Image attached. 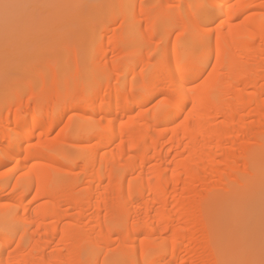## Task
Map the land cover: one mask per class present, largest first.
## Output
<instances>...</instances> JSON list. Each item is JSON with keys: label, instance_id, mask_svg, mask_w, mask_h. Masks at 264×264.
Here are the masks:
<instances>
[{"label": "bare ground", "instance_id": "bare-ground-1", "mask_svg": "<svg viewBox=\"0 0 264 264\" xmlns=\"http://www.w3.org/2000/svg\"><path fill=\"white\" fill-rule=\"evenodd\" d=\"M123 2L65 72L0 80V262L259 261L264 0Z\"/></svg>", "mask_w": 264, "mask_h": 264}, {"label": "rangeland", "instance_id": "rangeland-1", "mask_svg": "<svg viewBox=\"0 0 264 264\" xmlns=\"http://www.w3.org/2000/svg\"><path fill=\"white\" fill-rule=\"evenodd\" d=\"M106 1L0 0V80L20 78V86L11 89L12 97L34 83V78L41 83L46 71L58 68L60 62L65 72L71 59L87 54V47L78 48L79 34L90 31L94 16L105 12L102 8ZM114 1L111 13L118 15L120 23L128 10L127 3ZM5 3L20 7L5 11ZM98 38L96 33L95 39ZM86 74L83 72L81 77ZM63 124L64 121L59 127Z\"/></svg>", "mask_w": 264, "mask_h": 264}, {"label": "snow or ice", "instance_id": "snow-or-ice-1", "mask_svg": "<svg viewBox=\"0 0 264 264\" xmlns=\"http://www.w3.org/2000/svg\"><path fill=\"white\" fill-rule=\"evenodd\" d=\"M12 7H20V5H10L7 3L3 5V8L5 9V11H7L9 8H12ZM233 7H235V5L229 4V9ZM9 247H11V245H9ZM0 264H2V262H0ZM9 264H11V261H9ZM241 264H264V251H262L261 259L259 261L248 260V261L241 262Z\"/></svg>", "mask_w": 264, "mask_h": 264}]
</instances>
